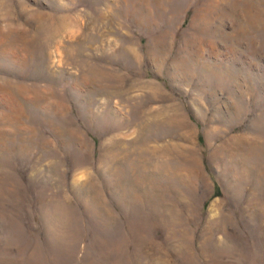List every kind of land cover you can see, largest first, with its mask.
<instances>
[{
    "label": "rangeland",
    "instance_id": "obj_1",
    "mask_svg": "<svg viewBox=\"0 0 264 264\" xmlns=\"http://www.w3.org/2000/svg\"><path fill=\"white\" fill-rule=\"evenodd\" d=\"M0 264H264V0H0Z\"/></svg>",
    "mask_w": 264,
    "mask_h": 264
}]
</instances>
